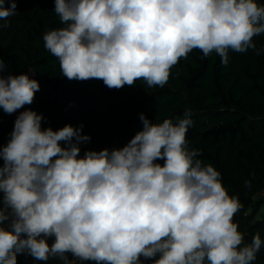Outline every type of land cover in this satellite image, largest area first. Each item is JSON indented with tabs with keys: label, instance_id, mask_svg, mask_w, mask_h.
I'll use <instances>...</instances> for the list:
<instances>
[{
	"label": "clouds",
	"instance_id": "clouds-1",
	"mask_svg": "<svg viewBox=\"0 0 264 264\" xmlns=\"http://www.w3.org/2000/svg\"><path fill=\"white\" fill-rule=\"evenodd\" d=\"M16 7L0 0V19ZM55 13L64 26L43 40L62 75L109 89L163 87L193 49L227 65L229 50H256L253 37L264 33L257 0H55ZM5 68L0 57V108L12 114L40 85L24 73L5 77ZM191 116L153 123L141 113L143 129L127 145L80 156L91 139L83 126L54 131L35 111L20 112L0 147V264L22 253L63 264H252L264 242L257 233L244 243L233 222L243 204L189 147Z\"/></svg>",
	"mask_w": 264,
	"mask_h": 264
},
{
	"label": "trees",
	"instance_id": "trees-1",
	"mask_svg": "<svg viewBox=\"0 0 264 264\" xmlns=\"http://www.w3.org/2000/svg\"><path fill=\"white\" fill-rule=\"evenodd\" d=\"M16 3V14L0 19V57L6 64L3 75L28 74L40 89L30 105L12 114L0 108V147L7 144L17 116L25 110L42 116V128L55 131L65 125L83 126L82 134L91 139L80 144V156L88 150L127 145L143 129L141 113L153 123H162L165 119L175 122L189 110L193 120L186 133L189 147L198 149V158L220 172L229 195L243 204L233 222L244 233V243H251L257 233L264 242V51L257 54L264 49V33L253 37L256 50H229L227 65L215 52L204 57L193 49L172 67L163 87L149 88L138 80L134 86L109 89L99 79L64 77L58 59L45 48L43 35L64 26L55 13V0ZM257 3L264 5V0ZM2 197L0 192V200ZM52 242L49 238L48 243ZM68 259L74 258L68 254ZM17 264L40 263L22 253L17 254ZM252 264H264V243Z\"/></svg>",
	"mask_w": 264,
	"mask_h": 264
},
{
	"label": "crops",
	"instance_id": "crops-1",
	"mask_svg": "<svg viewBox=\"0 0 264 264\" xmlns=\"http://www.w3.org/2000/svg\"><path fill=\"white\" fill-rule=\"evenodd\" d=\"M40 264H58V261H56L54 258H50L48 261H40L38 260Z\"/></svg>",
	"mask_w": 264,
	"mask_h": 264
},
{
	"label": "built area",
	"instance_id": "built-area-1",
	"mask_svg": "<svg viewBox=\"0 0 264 264\" xmlns=\"http://www.w3.org/2000/svg\"><path fill=\"white\" fill-rule=\"evenodd\" d=\"M4 228L8 229L10 227V222L6 221L3 225ZM60 264H63V262L57 258H55Z\"/></svg>",
	"mask_w": 264,
	"mask_h": 264
},
{
	"label": "rangeland",
	"instance_id": "rangeland-1",
	"mask_svg": "<svg viewBox=\"0 0 264 264\" xmlns=\"http://www.w3.org/2000/svg\"><path fill=\"white\" fill-rule=\"evenodd\" d=\"M55 259V258H54ZM56 260V259H55ZM57 261V260H56ZM58 264H60L59 262H58Z\"/></svg>",
	"mask_w": 264,
	"mask_h": 264
}]
</instances>
